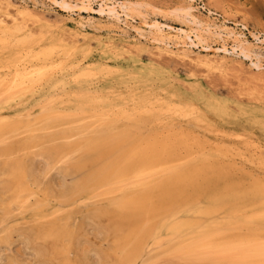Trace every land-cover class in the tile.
<instances>
[{
	"label": "rangeland",
	"instance_id": "obj_1",
	"mask_svg": "<svg viewBox=\"0 0 264 264\" xmlns=\"http://www.w3.org/2000/svg\"><path fill=\"white\" fill-rule=\"evenodd\" d=\"M109 6H111L112 8L116 7L117 12H110L108 9ZM102 7L105 9V12L101 13ZM20 10L22 14H25L26 11H28V14L26 13V16H24L19 13ZM0 13V26H2L0 27V34H2L3 36L5 30L6 32H10L5 35L11 36L10 34L12 30H15V28H21V33L18 32L20 34H17V36H20L21 39L22 37H26L29 39L31 37V42L28 44L20 43V51H27L28 49H31L32 51V54L29 57L20 59V62L22 64L21 66H18L20 68H16V66H14L11 69H7L8 71L5 70L6 73L4 71H0V76L2 77L1 79H3L2 82L11 81L13 78H15L16 74H20V72L31 73L32 71L37 70L38 68L36 67H34V69L31 68L33 67V65L37 66V64H39L37 67H40V65L41 67H44L43 65H46L45 67L48 68L49 66V70H51L50 77L45 82L36 84V87L30 86L26 88L21 95L18 94L9 100L1 102L0 117H10L9 119L13 118V120H15L16 118L20 120L22 117H27L26 119L24 118L25 120L22 119V121H30L31 123L35 121L37 124L40 123L41 125V118L43 116V113L45 112V109L42 108V105L44 103H53L57 109L67 111L69 109L77 108L84 102H87L88 99H92L97 103V106L99 108H101L102 106L108 109L107 111H111V115L114 116L115 119L118 118V120H124V123H122L123 121H120L121 123L119 122L120 126H123L122 128H132V126H135L137 120H141L143 122L141 127L142 129H140V131L138 130L139 133L137 136L143 143H145L146 141L159 143L166 137H170L172 141H182V144L184 142L185 144L181 145L182 147L180 146V149L179 147H176L177 149L175 148L173 150L176 161H179L178 159L181 158L177 156L176 159V153L178 155L180 154L179 156H185V150L187 149V147L185 148L186 143L188 145L191 144V146H193V144L195 143V146L197 147L195 148V146H193L195 150H200L201 146V150H203L200 154H203L204 151L206 153V155L204 154L205 157H202L201 160L199 159L200 161L197 160V162H195V165L197 167H204L205 165L208 167L210 165L213 166V164L217 165L215 167H221L222 165V167L224 166L223 168H225V166H227V170L226 168L225 170H223L229 173L228 176L227 173L225 174V172H223L222 170L223 173L215 172L214 174H218V176L215 175L216 177L214 176L213 178V176L210 175L212 174L211 172H208L209 174L207 173V169L206 172L201 173L200 177L198 175L196 180L188 181V183L186 181L188 185L185 183V186L182 183V185L184 186V190L183 188H181L183 186L181 184H178L177 182V184L172 182L170 183V186L172 184L177 185L174 186L175 188L170 187L169 183L167 185L166 182L162 184V186L160 184L158 188L156 187L158 189L155 190L156 194H154V191L150 190L154 192V195L159 196L162 193H166V190L164 191V189H166L167 187L169 190L172 188L175 190L173 191V194L171 193V190H167V193H170L171 197H173L172 195L176 196V194L183 193V196H176L177 198L173 197L174 200L171 199L172 202L165 200L167 203H169V205L165 202L167 204L166 205L161 199V205H165L166 208H170L172 210H174L175 208H178L180 210V208H184L187 206H193L196 209H207L209 207H217V204H219L218 206L226 205L227 209H238L240 216H243L244 218L248 217L249 219L255 218V216L260 215L264 212H261V210L257 208L258 203H249L256 200H258L259 203H261L260 201L262 200V202H264V190L261 188V186L264 187V167L260 163L262 161L263 164L264 156H258L259 153L262 154L261 152L264 151V0H0ZM195 20L199 21V24H195ZM16 21H19V24L16 23ZM80 21L84 24L80 23ZM13 22H15L16 25H14ZM157 22L158 24L160 23L162 32L158 31L155 27H151L152 24ZM9 24L13 26H10ZM3 25L5 27H3ZM193 29L196 30L199 34V38H196L195 36L193 37V39H195L194 43L197 46H193L191 41L188 40L185 35V30L191 32L194 31ZM149 31H151V33ZM44 32L47 33L45 34L46 36L44 35ZM25 33L27 34L25 35ZM34 34L37 35L35 36ZM32 36L35 37L32 38ZM38 38L39 40H44H42L41 42L38 40ZM163 41H165L166 43L164 44ZM34 43L36 45H34ZM225 44L229 49V53L221 51L223 45ZM52 46H60L59 48H63L54 49ZM23 47L25 48V50ZM8 49H11V52ZM12 49L13 48L10 47L5 49L4 56L1 55L3 53V50H0V56H2L0 57V62L11 56V53L13 54L15 52V49L13 50L14 52H12ZM56 49L59 52L61 50V52L59 53L58 51H54ZM69 49H74L75 52ZM45 50L48 51L46 52L47 54L44 52ZM52 50L55 52V54L58 52L57 55L53 56L54 52ZM68 50L71 53H69ZM50 51L52 52L49 54ZM103 51L106 53H104ZM249 51L253 53L250 57H246L245 54H247V52ZM40 52H43V54H40ZM5 53L8 55H6ZM177 53L181 56H178ZM39 54L40 56H38ZM36 56H38L39 58ZM62 60L63 62H61ZM258 60L263 65V69H259L257 66L255 67L254 63H258ZM52 62L54 64H52ZM57 63L59 65H57ZM16 71L18 73H16ZM91 75L93 76L91 77ZM88 76H90V78ZM5 77L8 79H6ZM169 105H182L191 108L195 107L196 111H198L197 116L201 117H198V119L197 117L192 116L191 119L181 114L167 111ZM138 108L140 110H138ZM199 113H202L204 117ZM115 115L117 116V118ZM127 115H129L130 117L132 116L131 121H128L130 119H127V117H125ZM205 116L207 117V119ZM37 119L40 122L36 121ZM132 120L134 122H132ZM191 120L192 122L190 123ZM194 120H197V124ZM125 121H128V125L125 124ZM204 121L206 123L203 124ZM199 122L200 124L198 125ZM225 122L227 123V125H225ZM228 123L231 125L228 126ZM151 126L153 129L150 128ZM237 126L238 128H236ZM179 127L180 129H178ZM63 128L54 129L52 132H54L55 136H53L57 137L58 135V137H61L62 132H65L64 130H66L69 135H73V131L71 132L69 127L64 130ZM143 129L145 130L143 131ZM146 129H149V132H146ZM211 129L213 130V133L211 132ZM58 130L60 132H58ZM243 130H246L247 133ZM142 131L144 132L142 133V135L145 134L143 136L141 135ZM214 132H216V134ZM229 132L233 134L228 135ZM240 132H242L244 135L246 134L245 137ZM33 133L30 135L29 133H27L32 141L36 140L34 139L35 137L32 136H37L38 133L44 134V131L40 130L38 131V133L36 131L34 135ZM204 133L206 134V136ZM223 133L226 136L221 135ZM251 133H253L255 136ZM27 134H24V136H26L25 138H28V140H25L23 137H18L21 139H18V141L21 142H16L15 140L14 142L16 143H14L12 141L11 146L15 149L14 151H16L14 154V158L16 160H13L17 161L18 159L20 161V156H25L27 159L25 157H22V159H26L25 163H27L26 165L28 166L35 163V155H37L41 151V149L43 151L45 146L46 148L48 147L47 151L48 154L50 153V155L55 154L54 151L50 152V147L52 148V150H55L56 148H58L59 144L60 146H62V143L66 146V148L73 147L72 150L77 149L78 151L81 148L80 141L82 139H79L81 138L79 133L76 134V136H69L64 141L60 138H57V140H55L56 138H53V136L50 135L51 138H49L51 140L53 138V140L55 141H51L48 138L44 140L45 144L41 142L42 145L40 144V142L36 141L33 143L28 142L30 138L27 136ZM42 134L38 135L40 136L39 139L44 136ZM238 134H241V136H239ZM236 135H238L239 137L237 136L236 138ZM38 136L36 137L37 139ZM77 136H79V138H77ZM249 136L250 138H248ZM194 137H200L202 139L196 138V140ZM223 137L225 139L227 137V139L224 140L225 142L222 140ZM76 138L78 140H76ZM245 138L248 143L244 140ZM71 139L72 141H70ZM23 140L27 142L24 143ZM234 140L237 142H235ZM241 140H244L245 142ZM207 141L209 143H207ZM239 141L242 142V145ZM67 143H69V145ZM199 143L201 145H199ZM39 144L41 147L38 146ZM225 144L227 145V147L225 146ZM232 144H234L233 147ZM24 145L35 147L31 148L29 146V149L26 148L23 150ZM208 145L213 149V151L212 149H209V147H206ZM248 145H250V147H248ZM19 146L21 150L20 148L18 149ZM203 147L209 150H205ZM34 150H36V152ZM90 150L92 149L88 148L87 152ZM177 150L181 152H177ZM210 150L214 152V155H212L213 153H210ZM32 152L34 156L32 154L30 155V153ZM223 152L227 156H223L225 155ZM252 152H256V154L253 155ZM207 153L209 157H207ZM48 154L41 155L43 156V158L39 156L40 160L37 159V155V163H35V167L37 171L39 170L38 173L43 172L42 179L43 181H45V184L43 183L42 188L52 190L54 192V195L57 197L61 195V191H63L71 182H73V179L63 171V164L59 163L58 161L54 162L55 160H57L54 156L53 161L49 160ZM218 154H221V157ZM250 155H253V157L256 155L257 157L252 158V156ZM228 156H230L231 158L228 159ZM171 157L172 159H174V156ZM232 157H234V160L232 159ZM41 159H43V161L46 159L45 161L47 162V164ZM165 159L167 161L171 160V158L168 156ZM207 159L209 161H207ZM203 160H205V163L207 162L208 164H203ZM212 160L214 162L213 164H211ZM1 161L2 160H0V162ZM53 162L59 164L56 166L54 165V168V166L51 165L53 164ZM250 162L254 165H250ZM257 163L261 170L257 168ZM245 164V168L247 167L248 170L244 168ZM231 165L233 167H231ZM50 166L53 167L52 173H54V171L56 170V173L54 175L51 174V172L49 175L45 172L47 171V173H49V171H51ZM85 166V171H88L86 173H89V168L92 172L94 170H91V167H93L92 169H96L97 167L92 162H87L84 167ZM237 166L242 167V169H239V167ZM253 167L258 170L255 171ZM235 168L237 170H235ZM241 170L243 173L241 172ZM240 173H242L241 176ZM257 173L259 174L257 175V178H260V181L256 177H253L254 180L251 179L252 176H256ZM45 174L47 175V177H45ZM224 174L225 176L223 177ZM243 174L245 175L243 176ZM230 177L233 181L230 179ZM237 177H240L241 180ZM200 178L202 181L200 180ZM4 179L5 178L0 177V180ZM222 179L223 182L221 181ZM248 180H250L249 182L251 183V185ZM252 180L255 181L253 182V184ZM241 183H245L242 185V190L240 189ZM248 183L250 186H256L257 183L260 184L259 186L263 190V194H261L262 192L258 193L259 191H262L259 186L257 187L258 192L256 187L254 186L256 190H250L251 192L248 195V191L246 190H249L247 188H251L246 186V184L248 185ZM165 184L167 186H165ZM196 184L197 188L195 189L193 188V186H196ZM178 186L181 188L179 190H181L182 192L176 190L178 189ZM187 186L189 188H186ZM244 186H246L247 188H245ZM216 187L218 188L217 191ZM36 190H40L41 193V188H37ZM237 190L240 191L239 194L247 193L245 195L249 197V202L246 201V198L248 197H241L242 195L240 196L238 194L239 191ZM252 192H257L259 195L257 196V193H255V195ZM192 193H195L194 195L196 197ZM184 194L187 195L184 196ZM218 195L220 196V198ZM252 195L257 197H254ZM10 196L11 194L5 192L2 189V185L0 184V216L2 212V202L5 201L7 203V201L10 199ZM191 196L194 198H192ZM56 197L52 199L53 202H51L52 204L49 205L48 208H44L45 211H47L45 213L47 215V218L54 212L58 213L57 210L61 205L56 200ZM189 197H191V199L193 200H189ZM205 197H208L207 200ZM213 197L214 199L212 200L211 198ZM107 198H105L106 200L104 199L106 203L108 200H110H107ZM178 199L183 201V203H181ZM95 200L97 199H94L90 202V200L88 201L86 199L87 202H84L85 199L80 198V200H77L79 204H77L76 202L74 204V207H72L74 209L69 207L72 210H65L66 208L63 207L65 210L63 211V208L61 207L62 211L59 209L61 213L54 214L55 218L53 220L52 218H46V220H44L45 218L42 219V217L40 216H42L41 214L44 213V211L42 213L39 211V213L37 211V213L35 212V198L32 199L30 205L27 206L34 207L31 208V210H34L33 213L30 210V212H27L28 210L24 209L26 207H23V209L19 212L22 214L17 215V211H19L20 209H18L16 206H13L12 217L10 221L7 222L3 233L6 231V228L10 229L7 230L4 234L2 232V235L0 234L1 237L5 238L3 239L0 237V264H64V262L66 263L67 261L65 260V257H67V259L69 258L68 260L71 261H69V264H110L111 262L116 264V259L121 254L120 251L116 249L120 244L119 241H121L119 239L122 238V234H125L127 232V234H125V236H127L130 232L128 218L126 215H120L119 212L111 205L110 201H108V203L106 204L103 201L99 200L98 204L93 205L92 203L95 202ZM220 201L222 202V204ZM100 202L103 203L101 204ZM155 202H152V204L156 205L157 203L155 204ZM174 202L176 203L174 204ZM238 202L240 203L237 204ZM160 203L158 204V207L160 206ZM254 203L256 204V207H254ZM103 204L105 205L103 206ZM152 204H149V206H151ZM248 205L249 207H251V210L253 209L252 211L250 209V211L246 210V208L248 209ZM54 206L55 208H59L56 210L53 208ZM78 206L80 207V209L78 208ZM102 206L104 207L103 212L100 208ZM87 207H90L89 210ZM95 207L96 209H94V211L92 212L93 208ZM108 207H111L113 209L109 210ZM258 207L264 208V203H261V205L259 204ZM50 208L54 211L50 210ZM256 208L259 211H257ZM23 210L28 214L31 213L32 215L28 216L27 213L23 212ZM66 211L67 213L71 211L69 213L70 215L67 214ZM62 212L64 213L62 214ZM14 213L16 215L15 218ZM67 215L69 216V218L66 217ZM36 216H39L40 219ZM226 217H229L228 213L222 214L221 216L213 219L224 220L226 219ZM66 218L67 220L69 219V222H66ZM184 218L187 217L181 214L179 220L183 221ZM187 219L198 221L200 220V217L191 216ZM213 219H205L201 222L205 224L213 222ZM261 219L258 218L257 220H255L253 224H251L252 227L251 225L246 226V229L244 227V229H242L243 231H241L243 235L249 234L247 233V231H252V234L257 232L262 235V233H264V222H262L263 220L261 221ZM17 220H19V223L17 222ZM14 222H17L16 225H14ZM65 222L67 223V225ZM116 222L119 223V228H122L123 226V229L121 231L122 234L121 232L119 233V230L121 229L117 228L116 226L115 227L117 230L114 226L113 228L115 230L112 229L114 232L116 231V236L119 237V239L116 236L112 235L114 232H110V227H112V225H114ZM170 222L171 221L168 220V214L165 213L157 218L158 225L168 226L169 224H171ZM64 223L65 226L68 227L69 231L76 232L77 230V232L75 233L77 235L75 238H72L73 241L71 243H69L66 239H62L59 242H56L51 237L45 236L47 231L50 229L48 227L58 226L57 228H60L59 225L61 224V226H64ZM117 223L115 225H118ZM132 224H139L138 219L133 220ZM258 225L260 227H258ZM93 226L94 228L92 229L91 227ZM80 227L82 228L81 230ZM165 231L166 230H164V235L166 236L167 231L166 233ZM244 232L246 234H244ZM116 239H118L119 241L117 240V242ZM5 240L6 242L8 241L7 244ZM115 241L118 243L116 244V246L114 244ZM161 246H157L158 251L157 249L152 250L151 255L154 256L164 253L166 245L163 244ZM61 247L69 248V250H67L68 252L66 251L68 255H60L65 253L64 248ZM71 248L73 249L72 251L70 250ZM154 248H156V246ZM115 249L117 250V254H113L116 253ZM98 254L100 256H98ZM158 264H167V262L166 260H161Z\"/></svg>",
	"mask_w": 264,
	"mask_h": 264
},
{
	"label": "bare ground",
	"instance_id": "obj_2",
	"mask_svg": "<svg viewBox=\"0 0 264 264\" xmlns=\"http://www.w3.org/2000/svg\"><path fill=\"white\" fill-rule=\"evenodd\" d=\"M108 9H109L110 12L111 11L112 12H117V8L116 7L112 8L111 6H109ZM27 12L28 11H26V13ZM102 12H105V9L103 7L101 9V13ZM19 13L22 14L21 10L19 11ZM25 14H22V15L26 16ZM0 15H1V13H0ZM6 15H10V14H6ZM189 15H190V11H189ZM29 16H31V15H29ZM192 18H194V17H192ZM18 22L19 21H16V23H18ZM194 22H195V24H199V21H197V20H195ZM13 23H14V25H16L15 22H13ZM80 23H82V22L80 21ZM82 24H84V23H82ZM9 25L13 26L11 24H9ZM0 27H2V26H0ZM3 27H5V26L3 25ZM151 27H155V28H157L158 31L162 32V30H161L162 27H161L160 23L158 24V22L152 24ZM31 31H32V29H31ZM18 32L21 33V28H15V30H12V32L10 34L11 36L5 35V34L10 33V32H6L5 30H4L3 36H2V34H0V50L1 49L3 50V53L1 55L4 56V50L7 49L8 47L13 48L12 52H14L13 50L15 49V52L13 54L11 53V56L7 57L6 59H4L3 61L0 62V71L1 72L2 71L5 72V70L11 69L14 66H16V68H20V67H18V66L22 65L21 62H20V59L27 58V57H29L32 54L31 49H28V48H26V49H28L27 51H23V50L20 51V43H26V44L30 43L31 42V37H30V39L26 38V37H22L24 35L23 34L21 36L22 37V39H21L20 36H17V34H20ZM149 32L151 33V31H149ZM185 33H186L185 35H186L187 39L190 40L191 43L194 46L195 45V43H194L195 39H193V37L195 36L196 38H199L198 32L196 30L191 31V32L188 31V30H185ZM26 34L27 33H25V35ZM45 34H47V33L44 32V35ZM231 35H232V33H231ZM35 36H32V38H34ZM140 37H141V35H140ZM38 40H39V38H38ZM42 40H44V39H42ZM42 40L40 39L39 41L42 42ZM97 42H98V40H97ZM163 42H164V44L166 43L165 41H163ZM184 42H185V40H184ZM35 43H34V45L37 44V43L36 44ZM55 46H52V47L54 49L55 48H58V49L63 48V47L59 48L60 46H57V47H55ZM195 46H197V45H195ZM45 48H46V46H45ZM36 49H34V50H36ZM79 49H81V48H79ZM24 50H25V48H24ZM32 50H33V48H32ZM69 50L74 51V49L73 50L69 49ZM69 50H68V52H69ZM52 51H50L49 54ZM54 51H58V50L56 49ZM221 51L225 52V53H229V49L227 48L226 44L223 45V48L221 49ZM44 52L46 53L48 51L45 50ZM60 52H61V50H60ZM0 53H1V51H0ZM41 53L43 54V52H40V54ZM57 53L55 54V52H54L53 56L57 55ZM69 53H71V52H69ZM104 53H106V52H104ZM252 53L253 52L249 51V52H247V54H245V56L246 57H250L252 55ZM33 54H35V53H33ZM40 54L38 56H40ZM6 55H8V54H6ZM177 55H178V53H177ZM38 56H36V57H38ZM0 57H2V56H0ZM63 57H65V56H63ZM67 58H68V56H67ZM53 62H52V64H54ZM61 62H63V60ZM43 63H45V62H43ZM58 63H59V61H58ZM58 63H57V65H59ZM35 64H37V63H35ZM38 65L39 64H37V66ZM254 65H255V67L257 66L259 69H263V65L261 64L260 61L258 63H254ZM37 66L33 65V67H31L33 69H34V67L38 68L35 71H32V69H31V71H32L31 73L30 72H20V74H19L16 71V73H18V74H16L15 78H13L11 81H8V82H2L3 79H1L2 77L0 76V79H1L0 80V103L3 102V101L11 99V98L15 97L18 94L21 95L23 93V91L26 88L30 87V86L36 87L35 86L36 84H40V83L45 82L46 80H48L49 77H50V74H51V70H49V66H48V68L45 67L46 65H43L44 67H41V65H40V67H37ZM25 69H27V68H25ZM108 69H111V68H108ZM9 74H7V75H9ZM11 74H12V72H11ZM91 74H93V73H91ZM92 76L93 75H91V77ZM88 77L90 78V76H88ZM6 79H8V78H6ZM70 95H71V93H70ZM42 108L45 109V112L43 113V116L41 118V125H40V123L37 124L35 121L32 122V123L30 121H27V122L24 121L27 117L26 118L22 117L20 120H18L16 118V116H15V118H16L15 120H13L12 117H11L12 119H9L10 117L9 118L2 117V116L0 117V160H2L0 162V177L5 178L4 180H0V184L2 185V189L5 192H8V193L11 194L10 199L7 201V203L4 201V202H2V206H1V209H2L1 210L2 211L1 212V216H0V234L1 235L3 233V230L6 227L7 222H9L11 217H12L13 206H16L18 209H20L19 211H17L18 213L15 212V213H17V215L18 214L19 215L22 214V213H19V212L23 209V207H26L24 209L25 210L27 209L28 210L27 212L31 211L33 213L34 210L33 209L31 210V208L33 206H31V207H27V206H29L30 202H32L31 200L35 198L36 199L35 212L39 211V212L42 213L44 211V213H42L41 214L42 216H40V217H42V219L45 218L44 220H46V218H47L46 216L47 215L45 213L47 211H45V209L48 208L49 205L52 204L51 203V202H53L52 199L54 197H56L52 190H47L46 188L45 189L42 188L43 187V183L45 184V181H43V179H42V177H43L42 173L43 172L41 171L42 173H38L39 170L37 171L36 167H35V165H36L35 163H37L36 162V156L38 155L37 159H39V160H40V157L43 158V156H41V155L48 154V151H47L48 147L46 148V146H45L43 151L41 149L42 152L40 151L38 154L36 153L37 155H35V158H34L35 163L30 165V166H28V165H26L27 163H25V161L27 159L25 156H22V157H25L26 159L25 158L22 159V157L20 156V161L18 159H17V161L13 160V159H15L14 158V154H15L16 151H14L15 149L12 148V146H11L12 141L14 142L16 140V142H21V141H18V139H20L21 137H23L25 140L26 139L28 140V138H25L26 136H24V134L26 135L27 133H29V135H30V134H32L34 132L33 133V135H34L36 131L38 133V131L41 130V131H44V134H42V133H38L37 134V136L39 134L44 135L43 137H41V139H39L40 136H38V139H39L38 140L36 138L37 136L35 135V136H32V137H35L34 139H36V140L32 141L30 136H28V134H27V136L30 138L28 142H30V143L32 142L33 143V142L36 141V142H40V144H41V142H43L45 144V142H44L45 139H48L50 137V135H52V136L54 135L55 136L54 132H52L54 129L63 128L64 127L63 128V130H64V129H67L69 127L71 132L72 131L75 132V133L72 132L73 135H69V133L66 132V130H64L65 132H62V136L61 137H58V135H57V137L53 136V138H56L55 140H57V138H60L61 140L63 139V141H64L69 136H76V134L79 133L81 138H79V136H77V138L82 139L80 141L81 148L78 151H77V149H73L72 150L73 147L72 148L70 147L71 149L70 148H66V146L63 145V143H62V146H60V144L59 145L56 144V145H58L59 149L56 148V147H54V148H56L55 150H52L51 147L49 149V150H51L50 152L54 151L55 154L50 155V153H49L48 154L49 155L48 159L53 161L54 160L53 156L56 157L57 160H55L54 162L58 161L59 163L63 164V166H62L63 171L68 176L72 177V179H73V182H71L63 191H61V195L56 197V200L61 205V206H59L60 208L59 207L55 208V206L53 208L56 209V210L59 208L61 210L64 207V208H66L65 210H67V209L69 210L70 208L74 207V204L77 202V200H80V198H84L85 199L84 202H87L86 199L88 201L90 200V202L93 201L94 199H97V200H95V202L92 203L93 205L98 204L99 200L102 199V198L103 199L100 200V201H103L104 203H106L105 202V200H106L105 198L108 197L107 200L110 199L108 201L111 202V205L119 212V214L122 215V216L123 215L127 216L129 229H130L129 234L127 236H125V234H127V232L126 233L124 232L125 234H122L121 231L123 229V226H122V228H119V223L116 222L118 225H115L116 224L115 223L114 225H112V227H110V229H111L110 232H114L113 230H115L116 227L121 229V230H119V233L121 232V234H122L121 237L124 238V239H122V238L119 239V237L116 236V231L114 232L115 234L111 233L112 235L116 236L119 240H121V241H119L118 239H116V241L118 240L120 242V244L118 245V248H116V249H118L120 251V253H121L119 257L117 256L118 258L116 259V262H115L116 264H158L161 260H166L167 264H264V233H262V235L257 233V232L252 234V231H250L251 232V234H250V232L247 231V233H249V234L243 235V233L241 232V231H243L242 229H244V227L246 229V226H249V225L253 224V222L255 220H257L258 218H260V219L264 218V212L261 213L260 215L255 216V218H250L249 219L248 217L244 218L243 216H240L238 209H235V208L227 209L226 205L218 206L219 204H217V207H215L213 205L214 207H209L207 209H202V208L196 209L193 206H190V207L187 206V207H184V208H180V210L178 208H175L174 210H172L170 208H166L165 205H161L160 200L162 199V201L164 203L167 200L170 202L171 199H173V197L183 196V193L182 194H176V196L172 195L173 197H171V194L167 193L168 192L167 190H169L168 187H167L166 189H164V191L166 190L165 191L166 193H162L160 196L159 195H154V194H156L155 190L158 188V186L160 184L162 186V184H164L165 182L167 183V185L169 183V186H170L171 182L175 183V184L178 183V184H181V185L183 183L185 185L186 181L188 183V181L196 180L197 176L199 175V177H200L201 173L206 172L207 169H208L207 173L211 172L212 174H210V175H212L213 178H214L215 175L218 176V174H214L215 172L223 173V172H225L224 171L225 168L227 170V166H225V168H223L224 166L222 167V165H221L222 168L221 167H215L217 165L213 164L214 163L213 160H212V162L211 161L210 162H211V164H213V166L215 168L213 166H211V165L208 166V167L206 165L204 167L203 166L201 167L199 165L200 167H197L195 165V162H197V160H199V159L201 160V158L205 157V155H206L205 151L203 152V154H200L201 151L203 150V149L201 150V146H200V150H195L194 147H193V146L196 145L195 143L193 144V146H191V144L188 145L186 143L185 148L187 147V149L186 150L184 149L185 153H186L185 156L184 155H182L183 157L179 156L180 154L178 155L176 153V151H175L176 159H177V156L181 157V158L178 159L179 161H176L173 150L176 147H179V149H180V146L185 144L184 142L182 144V141H180V142L179 141H172L170 139V137H166V138L162 139V141L159 142V143L158 142H153V141H146L145 143H143V142H141L140 138L137 136L139 131H140V129H142L141 127H142L143 122L141 120H137L136 123H135V126H132V128H127V127L125 128L124 127L125 128L124 129V128H122L123 126L122 127L120 126V123H121L120 121H123L122 123H124V120H118V118L116 116L117 114L115 115L117 119H115V117L111 115V111H107L108 109H106L105 107H102V106H101V108H99L97 106V103L94 102V100H92V99H88L87 102H84L82 105L78 106L77 108L69 109L67 111H62V110L57 109L56 106L53 103H50V102L47 103V104L44 103L42 105ZM124 109H126V108H124ZM198 109H200V108H198ZM138 110H140V109L138 108ZM167 111H170V112H173V113H177V114H181V115L189 117V118H191L192 116L193 117H197V118L199 117V116H197L198 115V111H196L195 107L191 108V107H186V106H182V105H169ZM137 113H139V112H137ZM119 115H120V113H119ZM142 115H144V114H142ZM3 116H5V115H3ZM7 116H9V115H7ZM20 117H21V115H20ZM125 117H127V119H130L128 121H131V117L132 116L130 117L129 115H127ZM203 117H204V115H203ZM121 118H123V117H121ZM146 118H148V117H146ZM22 119H24V120L22 121ZM206 119H207V117H206ZM197 120L196 121L194 120L196 122V124H197ZM36 121L40 122L38 119ZM205 121L203 122V124L206 123ZM127 122L125 121V124H127ZM132 122H134V121L132 120ZM191 122H192V120L190 121V123ZM199 124H200V122L198 123V125ZM38 125H40V126H38ZM133 125H134V123H133ZM218 125H219V123H218ZM225 125H227L226 122H225ZM230 125L231 124H229L228 126H230ZM183 127H182V129H183ZM210 127H209V129H210ZM219 127H221V126H219ZM150 128H152V126ZM236 128H238V126ZM178 129H180V127ZM213 129H214V127H213ZM223 129H224V125H223ZM223 129H222V131H223ZM227 129H229V128H227ZM232 129H233V127H232ZM144 130L145 129H143V131ZM148 130L146 129V132ZM234 130H236V129H234ZM143 131L141 132V135H142V133H144ZM58 132H60V131L58 130ZM211 132L213 133V130ZM230 132H232V131H230ZM230 132L228 133V135L229 134H233V133H230ZM242 132H240V133H242ZM244 132L247 133L246 130ZM55 133H56V131H55ZM192 133H193V131H192ZM205 133H206V131H205ZM214 133L216 134V132H214ZM248 134H249V132H248ZM251 134H253V133H251ZM143 135H145V134H143ZM221 135H225V134L223 133ZM238 135L241 136V134H238ZM238 135H236V138H237ZM245 135H244V137H245ZM193 136H194V134H193ZM205 136H206V134H205ZM18 137H20V138H18ZM14 138H16V139H14ZM53 138H52V140L51 139L50 140L51 141H55V140H53ZM77 138H76V140H78ZM196 138L202 139L200 137H196ZM231 138H235V137H231ZM248 138H250V136ZM60 139H58V140H60ZM226 139H227V137H226ZM226 139L224 137L222 138L223 141L226 140ZM251 139H253V138H251ZM25 140H23L24 143L27 142ZM150 140H151V138H150ZM208 140H209V138H208ZM216 140H217V138H216ZM244 140L247 141L246 138ZM244 140H241V141L245 142ZM70 141H72V139ZM16 142H14V143H16ZM235 142H237V141H235ZM53 143H55V142H53ZM69 143H67V144L69 145ZM207 143H209V142L207 141ZM247 143H248V141H247ZM27 144H29V143H27ZM40 144L38 146H40ZM44 144H43V146H44ZM218 144H219V142H218ZM240 144L242 145V142H240ZM18 145H19V143H18ZM199 145H201V144L199 143ZM233 145L234 144H232V147H233ZM29 146L30 145H24L23 150L26 149V148L29 149ZM32 146H33V144H32ZM43 146H42V148H43ZM225 146L227 147L226 144H225ZM34 147H31V148H34ZM206 147H209V145L206 146ZM248 147H250V145H248ZM253 147H254V145H253ZM253 147H252V149H253ZM16 148H17V144H16ZM19 148H20V146L18 147V149ZM88 148L92 149V150L87 152ZM195 148H197V147L195 146ZM257 148H258V145H257ZM209 149H212V148L209 147ZM209 149H205V150H209ZM243 149H244V147H243ZM20 150H21V148H20ZM227 150H228V148H227ZM34 151L36 152V150H34ZM37 151H38V149H37ZM178 151L179 150H177V152ZM212 151H213V149H212ZM212 151L210 153H213L212 155H214V152H212ZM33 152L30 153V155L32 154L34 156ZM179 152H181V151H179ZM233 152H235V151H233ZM24 153H26V152H24ZM208 153H207V155H208ZM217 153H218V151H217ZM261 153L262 154L259 153L260 155L258 154V156H264L263 155L264 151L261 152ZM254 154H256V152H254L253 155ZM218 155L220 156L221 154H218ZM253 155H250V156H252V158L257 157L256 155L253 157ZM167 156L171 158L170 161H167L165 159ZM171 156H174L173 157L174 159H172ZM223 156H227V155L225 154ZM230 156H228L229 157L228 159L231 158ZM207 157H209V155ZM215 157H216V155H215ZM213 158H214V156H213ZM233 158L234 157H232V159ZM260 158H258V159H260ZM34 160H33V162H34ZM41 160L43 161V159H41ZM45 160L43 162H45L47 164V162ZM210 160H211V158H210ZM224 160H226V159H224ZM207 161H209V160L207 159ZM263 161H264V159H263ZM54 162L51 165H53V166L55 165L56 166V165L59 164V163H54ZM87 162H92V163H94L95 166H97L96 169H92L93 167H91V170H94L92 172L90 171V168H89V173L91 172L90 174L86 173L88 171H85L86 169H84L87 166L86 165L84 167V165ZM202 162H203V164H208L207 162L205 163V160H203ZM235 163H237V162H235ZM260 163L264 167V162H263V164H262V161ZM41 165H42V163H41ZM250 165H254V164L251 163ZM55 166H54V168H55ZM240 166H237V167H239V169H242V167H240ZM245 166H246V164L244 165V168H245ZM256 166H258V163H257ZM231 167H233V166L231 165ZM236 168H235V170H237ZM257 168H259V166ZM52 169H53V167L50 168L51 171L48 170L49 173H47V171H45L46 174L49 175L50 172H51V174L54 175L56 173L55 172L56 170L55 171L53 170L54 173H52ZM245 169H247V167ZM253 169H255V171L258 170V169L254 168V167H253ZM222 170H223V172H222ZM84 171H85V174H84ZM230 172H231V169H230ZM241 172H242V170H241ZM226 173H227V171L225 172V174ZM242 173H240V176H241ZM253 173H254V171H253ZM225 174L223 175V177L225 176ZM228 174L229 173H227V176H228ZM238 174H237V176H238ZM244 175L245 174H243V176ZM257 175H259V174L257 173L256 176H252L251 179L254 180L253 177L257 178ZM261 176H263V175H261ZM45 177H47V175ZM51 177H52V175H51ZM59 177H60V175H59ZM250 177H251V175H250ZM237 178L240 179V177H237ZM230 179L232 180L231 177H230ZM44 180H45V178H44ZM173 180H177V181H173ZM200 180H201V178H200ZM253 180H252V184H253V182H255ZM258 180L260 181V178ZM221 181L223 182V179ZM249 181L250 180H248V182ZM225 182H226V180H225ZM234 182H235V180H234ZM249 183H248V185H249ZM243 184H245V183H241V187H240L241 190H242V185ZM167 185L165 184V186H167ZM248 185L246 184L247 187H251V188H247L246 186H244V187L249 189V190H246V191H248L247 193L249 195V193L252 190H256L257 187L260 184L257 183L256 186L254 185L256 187V189H255L254 186H250L251 183H250L249 186ZM174 186H177V185H173L172 184L170 187H174ZM194 186H193V188L196 189L197 188V184H196L195 187ZM37 188L38 189L41 188V193L42 194L40 193V190H38V191L36 190ZM181 188H183V190H184V186L181 187ZM181 188L178 186V189H176V190H179ZM186 188H189V187L187 186ZM259 188H260V186H259ZM261 188L264 190L263 186H261ZM172 189H170V190H171V193L173 194V191H175V190L174 189L172 190ZM150 190L154 191L155 193L150 191ZM217 190H218V188L216 189V191ZM239 190H237V191H239ZM263 190L258 192V189H257V192L258 193L262 192L261 194H263ZM179 192H182V191L179 190ZM257 192H255V193H257ZM150 193H151V195H150ZM195 193H192V194L194 195ZM239 193H240V191L238 192V194ZM247 193H245V194H247ZM252 193H254V192H252ZM258 193H257V196L259 195ZM189 194H188V196H189ZM210 194H209V197H210ZM245 194L243 193V194H239V195L240 196L242 195L241 197L245 196V198L248 197ZM185 195H187V194H184V196ZM168 196H170L171 198L168 197ZM188 196H186V197H188ZM252 196H254V195H252ZM257 196H254V197H257ZM191 197H189L188 199L190 200ZM214 197L211 198V199L213 200ZM216 197H217V193H216ZM192 198H194V197H192ZM202 198H203V196H202ZM207 198H206V200H207ZM219 198H220V196H219ZM250 198H252V197H250ZM246 199H247L246 201H248L249 197L246 198ZM191 200H193V199H191ZM108 201H107V203H108ZM155 201H157V202H155ZM179 201L181 203H183V201H181V200H179ZM179 201H177V202H179ZM262 201H260V202L264 203ZM103 202H100V203L102 204ZM152 202H155V204L156 203L157 204L154 205V204H152ZM158 202L160 203L159 207H158V204H159ZM252 202L258 203L257 204L258 206H259V204L261 205V203H259L258 200L251 201L249 203L252 204ZM54 203H56V202H54ZM175 203L176 202H174V204ZM233 203H235V202H233ZM239 203L240 202H238L237 204H239ZM255 203L253 204V205H255L254 207H256ZM77 204H79V203L77 202ZM149 204H152V205L149 206ZM167 204L169 205V203H167ZM213 204H214V202H213ZM221 204H222V202H221ZM104 205L105 204H103V206ZM103 206L100 207L102 212H103V209H104ZM258 206H257V208L260 209L261 212L264 211V208L261 207L262 208L261 209ZM247 207H248V209L245 207L246 210H249V209L251 210V207H249V205ZM64 208L62 209L63 211H65ZM78 208L80 209L79 206H78ZM89 208H88V210H89ZM257 208H256V210L259 211ZM59 209L57 210L58 213L54 212L52 214L53 217H52V215H50L51 217L48 216V218H52V220H53L55 218L54 214L61 213L62 210L60 211ZM72 209H74V208H72ZM72 209H70V210H72ZM94 209H96V207L93 208L92 212L94 211ZM110 209L112 210L113 208L110 207L109 210ZM50 210H53V209L50 208ZM105 210H106V208H105ZM243 210H245V209H243ZM23 212H25V211L23 210ZM27 212H25V213H27ZM35 212H34V214H35ZM167 212H170V213H167ZM15 213H14V218L16 216ZM63 213L64 212H62V214ZM66 213H67V211H66ZM69 213H67V214H69ZM163 213L168 214V220L171 221L170 222L171 224H169L168 226L158 225L157 224V218H159L160 215H162ZM227 213L229 214V217L228 218L226 217V219H224V220H219V219L215 220V219H213V218L221 216L222 214H227ZM24 214H23V216H24ZM181 214H183L187 218L191 217V216H199L200 220L192 221L190 219L184 218L183 221H180L179 218L181 217ZM257 214H259V213H257ZM29 215H32V214L29 213L28 216ZM36 217L39 218V216H36ZM66 217L69 218L68 215ZM136 219H138L139 224H132V221L136 220ZM166 219H167V217H166ZM205 219H213V222H209V223H205L204 224L201 221H204ZM30 220H33V219H30ZM261 221L264 222V219H261ZM17 222L19 223V220H17ZM17 222H14L15 224L14 223L13 224L16 225ZM23 222H25V221H23ZM66 222H69V219L67 220V218H66ZM109 222H111V221H109ZM26 223H29V222H26ZM65 223H64V226H61V224H60L59 225L60 228H57L58 226H56V227L55 226L48 227L50 229L47 231L45 236L46 237H51L56 242H59L62 239H64V240L66 239V240H68L69 243H71L73 241L72 238L73 237L75 238L76 235H77V234H75L77 232V230H76V232L69 231L68 227L65 226ZM255 224H257V223H255ZM66 225H67V223H66ZM113 226L114 227L116 226L115 229L113 228ZM81 227H80V230L82 229ZM251 227H252V225H251ZM258 227H260V226L258 225ZM91 228L93 229L94 226L91 227ZM9 229L10 228H8V229L6 228V231L9 230ZM256 229H258V228H256ZM164 230L167 231V235L166 236L164 235ZM123 231H125V230H123ZM166 231H165V233H166ZM244 234H246V233L244 232ZM1 235H0V237H1ZM1 238L5 239L4 237H1ZM47 239H49V238H47ZM105 241H107V240H105ZM116 241L114 243L115 246H116V244H118L117 243L118 241L117 242ZM5 242H6V240H5ZM7 242H6V244H7ZM65 244H66V242H65ZM163 244L166 245V249H165L164 253L152 256L151 255L152 250L157 249V251H158V247L163 245ZM59 246H60V244H59ZM155 246H156V248H154ZM61 248H64V247H61ZM116 249H115L116 253H113V254H117V250ZM67 250H69V248L65 247L64 248V252L66 254L63 253V254H60V255H63V256L64 255H68L67 254V252H68ZM70 250L72 251L73 249L71 248ZM98 256H100V255L98 254ZM112 258H114V257H112ZM68 259H67V257H65V260L68 261V263L66 261L67 264H69V261H70ZM66 263L64 262V264H66ZM110 264H114V263L111 262Z\"/></svg>",
	"mask_w": 264,
	"mask_h": 264
}]
</instances>
